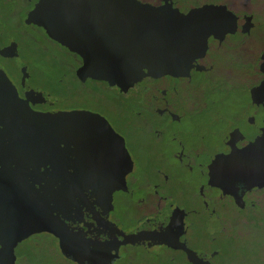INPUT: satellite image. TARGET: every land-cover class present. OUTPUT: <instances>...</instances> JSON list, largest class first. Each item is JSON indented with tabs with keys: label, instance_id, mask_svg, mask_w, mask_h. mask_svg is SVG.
Listing matches in <instances>:
<instances>
[{
	"label": "rangeland",
	"instance_id": "obj_1",
	"mask_svg": "<svg viewBox=\"0 0 264 264\" xmlns=\"http://www.w3.org/2000/svg\"><path fill=\"white\" fill-rule=\"evenodd\" d=\"M24 1L10 3L26 39L8 48L13 51L10 62L0 59L7 81L19 95L13 71L28 72L34 97L28 96L29 88L20 90L31 110L85 107L101 113L123 142L95 150L92 157L111 163L122 148L129 157L130 170L123 180L119 177L117 189L97 188L83 195L95 203L107 202L122 226L113 233L114 240L121 242L115 264H204L192 256L209 264H264V222H253L251 211L242 208L251 197L243 192L249 180L232 167L225 170V177H217L205 165L207 147L223 142L230 131L246 142L226 154L228 163L264 154V0H167L176 8L170 7L173 11L167 19L157 20L160 32L147 45L145 69H134L127 79L142 81L140 86L151 91L147 101L154 115L147 120H153L157 132L130 115L127 106L120 108L121 117L112 111L119 97L112 89L89 82L74 57L43 37ZM6 10L0 0V28H8L4 33L10 35L14 25L1 20ZM80 84L93 89L91 98L96 97L94 90H101L111 111L93 98L87 100L90 95L87 101L73 96L72 88L83 91ZM128 84L114 83L120 91ZM167 108L174 118L166 122L152 118ZM82 207L77 205L74 215ZM207 207L216 211L209 219L200 213ZM174 211L189 224L186 249L132 244L130 234L163 225ZM0 247L9 255L29 254L16 261L0 252V264H71L61 259L57 239L46 232L28 233L23 239L0 233Z\"/></svg>",
	"mask_w": 264,
	"mask_h": 264
},
{
	"label": "water",
	"instance_id": "obj_2",
	"mask_svg": "<svg viewBox=\"0 0 264 264\" xmlns=\"http://www.w3.org/2000/svg\"><path fill=\"white\" fill-rule=\"evenodd\" d=\"M89 10L93 12L91 24ZM172 11L167 6L148 7L135 0H40L32 23L54 38L52 28L57 22L81 15L79 22L84 27L76 31L79 41L69 40L64 45L80 55L83 75L131 85L135 81H127L130 73L145 69L147 45L159 35L157 20L167 19ZM91 26L100 30L94 38L89 35ZM118 141L123 142L97 114L37 113L27 108L0 70V233L23 239L28 233L46 232L58 239L61 255L75 264H113L119 258L121 242L112 241L107 233L101 241L91 239L96 230L83 223L89 214L80 213L70 220L67 212L76 209L81 200L77 197H84L85 192L117 189L114 185L120 183L119 177L123 180L130 170L125 150L120 152V167L114 166L113 160L107 166L105 158L98 161L92 153L116 147ZM71 157L86 163L83 167L60 164ZM238 171L251 181L250 186L264 185V157L242 161ZM100 203L91 216L97 227L103 226L100 208L107 206V202ZM30 219L35 224L29 223ZM169 231L139 232L129 237L134 245L151 248L166 244L184 250L179 237L169 239ZM192 258L209 264L197 256Z\"/></svg>",
	"mask_w": 264,
	"mask_h": 264
},
{
	"label": "flooded vegetation",
	"instance_id": "obj_3",
	"mask_svg": "<svg viewBox=\"0 0 264 264\" xmlns=\"http://www.w3.org/2000/svg\"><path fill=\"white\" fill-rule=\"evenodd\" d=\"M135 1L137 2V4L144 5V6L150 5L151 7H154V8H159V7H163V6L172 7L174 9L176 8L174 6L169 5L167 0H135ZM1 2H4V5L7 7L6 12L3 11L2 18H1L2 22H5V25H7L8 23H12L14 25L11 28H9V31L12 33L10 35H8V34L5 35V33H4V30L8 29V28H3V30L0 28V59L5 61V64H6L7 62H10V60L13 58L12 57L13 51L9 52L8 48L11 47L12 44L16 45L17 41L20 39L25 40L26 35H25V33L22 34V31L20 30L18 23L16 21V19H18V18L16 17L15 9H13V7H12V6H14L13 0H1ZM39 2H40V0H25L24 1L23 5L29 6L30 9H32V13L30 16L31 21H32V17L34 14L35 7ZM10 3L12 4V6ZM88 14H89V20H90L89 23L91 24L92 23L91 21H93V18H92L93 12L91 10H89ZM79 16H81V15H77V16H73V17L71 16V17H68L66 19H63V20H60L59 22H57V24L52 28L53 32L55 34L54 38L49 36L46 33V31L44 30V28H42L41 26L36 24V22L33 23V26L36 27L42 33L43 37L47 41H49L51 44L59 47L60 49L58 51L63 52L64 54H66L68 56L74 57L76 62L78 63V65L82 66V59H81L80 55L71 51L66 45H64V43L69 42V40H73L75 42L79 41L80 35H77L76 31L78 29L84 27V25H81V23L79 22V20H81V18H79ZM11 20H12V22H11ZM15 24H17V26H15ZM88 29L89 30L91 29V31L89 33L90 38H91V36L94 38V35L97 36L98 34H100V30L96 29L95 26H91V28H88ZM28 37H30V36H28ZM0 67L3 68V66L1 64H0ZM75 69L76 68H73L71 70L75 71ZM13 73L15 74V76L17 78L16 84H17V88H18L19 98L23 99V94L21 93V91L26 90L28 88H29L28 96L30 98L34 97L33 95H31V87H30L31 79L29 78V75H27L28 72L22 70L21 68H15ZM86 79L89 80V82H91V83L93 82L94 85H101V86L104 85V87L112 89L114 91V95L116 97L121 98V99L116 98V101H115L116 107H114L112 109V111L116 112L118 116L121 117L122 116L121 111L124 110V109H120V108H122L123 106H125V107L127 106V108H128L127 111L129 112L130 115L137 116L138 120L144 121L146 126H150V128L152 127L151 130L153 129L156 132L158 131L157 128L153 127L154 126L153 120H151V121L147 120L148 118L153 116L154 113L152 111V107H153L152 103H149L147 101V98L151 97V91L146 86H144V87L140 86L142 79L140 80L141 81L140 83L134 82L131 85H128L125 89H122V90H126L125 92H122V90L121 91L118 90L117 89L118 87H116L113 82L93 80L89 77H86ZM83 85H85V84L83 83ZM83 85L80 84V86H82L81 88H83L82 92L76 91L75 89L72 88V95L81 97L83 101L91 100L93 98V97L91 98L93 89H88L87 87H84ZM20 87L22 90H20ZM88 91H90V92H88ZM94 91H95L94 94H96V97H94L93 100H95L98 103V105L100 104L101 106H103V108L107 109L108 111H111V109L109 107V103H107V99L105 98L103 100V92L101 90H94ZM83 92H85L86 96L83 95ZM89 95H90V98L88 97ZM86 97H88L87 100L85 99ZM118 100L122 101L121 104L118 103ZM170 108H167L166 110H163L161 112H157L155 114L156 116L152 117V118L155 119L156 122H158V121H165L166 122L167 118H174V112ZM33 111L37 112V113L86 111V112H90V113L99 115L112 128L111 124L109 123V121L107 120V118L104 115H102L101 113H99L93 109H87L85 107H78V108H72V109L45 108V109L33 110ZM117 115H116V117H117ZM112 130L114 131V133L119 138L121 137L113 128H112ZM234 135H235V132H233V131L228 132L226 137L223 138V142L219 143V141H214L215 146L214 147L209 146V147H207V149L205 151V158H207V160L205 161L206 162L205 165L207 166L208 170L210 172H212V174L216 175L217 177H219V176L225 177L226 171L229 170L231 167L238 171V167L241 164V162L251 157V156L246 155V156H243L242 159L235 160L234 162H230V163H228L225 160L226 154H228L230 151H233L234 148L238 149L239 146L241 145V143L246 142L245 139H240V140L236 139ZM121 139H122V137H121ZM212 149H214V150H212ZM261 157H264V154L256 156V158H259V159ZM74 159H76V160H74ZM111 159L113 160L114 166H118V167L121 166L120 153L116 154ZM71 160H74L75 162L73 163ZM102 161L104 162L105 160H102ZM85 163H86L85 160L81 161V160L74 158V157H71L70 161H68L67 163L64 161L60 162V164L62 166H67V167H74V166L83 167L85 165ZM94 163H95V161H94ZM95 164H99V162H96ZM100 164H102V163H100ZM104 164L109 166V164H112V163H110L109 161H105ZM89 166H90V164H89ZM58 183H59V181H58ZM250 184H251V181H250L249 185L243 189V192L246 195H250L251 197L248 196L249 199H247V200H249V201L246 202L242 208L249 209L251 211V217H252V219H254L253 222L254 221L264 222V196H263L264 185H262V186L256 185V186L252 187V186H250ZM158 187H160V189H158V190L161 191V184H159ZM252 193H254V194L251 195ZM179 195L180 194H177L178 197H179ZM77 198H81V200L78 202V205L79 204L83 205V207H82L83 209H81V211L75 215H74V211L67 212L68 219L71 220L73 218H76L80 213L89 214L90 216L89 215L86 216L85 217L86 220L83 223L88 225L91 230H96L93 232L91 239H94V240L98 239V241H101L105 238V236H106L105 234L107 233V235L109 236V238L112 241H116V240H114V237H113L114 228L118 227L120 230H122V226L120 224H118L117 221L113 218V216L111 215L107 206H105V208H102V209L100 208L99 218H100V222L103 223V226L101 225L100 227H97V225H96L97 223L92 222L91 216L94 213V211L99 210L98 208L100 207V204H101L100 202L103 200H100L97 203H95L91 199L86 200L84 197H77ZM176 199H177V197H176ZM216 210H219V209H216ZM215 212H216L215 208H214V212L211 213V210L208 207L202 208L200 210V213H202V215H206L207 219H209L208 217H211L212 214ZM54 216H56V214H54ZM258 220H260V221H258ZM188 225L189 224H188L187 220L184 218V216L179 211H174L173 214L169 217V219L166 220V222L163 225L153 227V228L151 227L148 231L147 230H145V231L146 232H152V231L159 232V231H164L166 228H170L169 239L176 240L179 237V240L181 241L182 244H184L185 249H186L187 245H186L185 235H186V228ZM135 233H137V232H135ZM139 246L147 248L143 245H139ZM154 247H156V246H152L151 248H154ZM151 248H148V249H151ZM57 249L60 253L59 246H58V239H57ZM120 249H121V246L119 248V252H120ZM119 252H118L119 258L114 260L113 264H115L120 259V255H119L120 253ZM201 259L203 261H206L203 258H201Z\"/></svg>",
	"mask_w": 264,
	"mask_h": 264
},
{
	"label": "trees",
	"instance_id": "obj_4",
	"mask_svg": "<svg viewBox=\"0 0 264 264\" xmlns=\"http://www.w3.org/2000/svg\"><path fill=\"white\" fill-rule=\"evenodd\" d=\"M58 250V249H57ZM0 252H2L3 254H5V255H8V257H12V259L13 260H16L17 261V259L18 258H20V257H27L29 254H28V251H20V252H18V254L17 253H13L12 255H9L6 251H3V249L0 247ZM59 252V251H58ZM60 254V253H59ZM60 256H61V259H63L64 261H67V262H70L71 264H75V263H73V262H71V261H69V260H67V259H65L61 254H60Z\"/></svg>",
	"mask_w": 264,
	"mask_h": 264
}]
</instances>
